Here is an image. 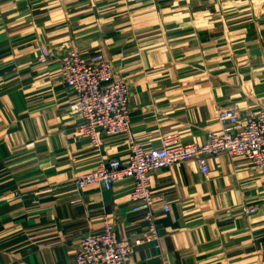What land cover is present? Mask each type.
Instances as JSON below:
<instances>
[{
  "label": "crops",
  "instance_id": "crops-1",
  "mask_svg": "<svg viewBox=\"0 0 264 264\" xmlns=\"http://www.w3.org/2000/svg\"><path fill=\"white\" fill-rule=\"evenodd\" d=\"M41 46L56 56L42 63ZM72 51L112 63L148 147L171 133L202 144L223 129L221 110L264 107V0H0V264H77L80 238L105 217L130 242L146 230L131 182L75 184L127 161L129 146L107 137L97 149L76 133L60 60ZM209 168L153 173L159 247H134L127 264H264V172L225 154Z\"/></svg>",
  "mask_w": 264,
  "mask_h": 264
},
{
  "label": "built area",
  "instance_id": "built-area-1",
  "mask_svg": "<svg viewBox=\"0 0 264 264\" xmlns=\"http://www.w3.org/2000/svg\"><path fill=\"white\" fill-rule=\"evenodd\" d=\"M40 53L42 63L56 56L45 46L40 47ZM60 60L65 84L76 94L71 110L80 120L76 126L78 136L97 149L107 137H123L129 146L127 161L107 160L80 176L76 186L85 189L101 185L112 190L121 182H131L133 211L143 214L147 226L130 242L120 238L113 220L105 217L100 233L80 238L77 264H127L134 247L149 243L159 247L152 176L160 169L196 160L201 171L208 175L210 159L225 154L245 159L264 172V107L243 113L237 106L221 110L219 122L223 129L208 133L202 144L184 143L178 133H171L161 138L158 147H148L136 139L132 130L130 88L124 80L114 76L113 65L103 54L83 55L72 51L62 55ZM243 210L245 214H255L257 206ZM164 211H169L168 206ZM161 264L172 262L162 256Z\"/></svg>",
  "mask_w": 264,
  "mask_h": 264
}]
</instances>
